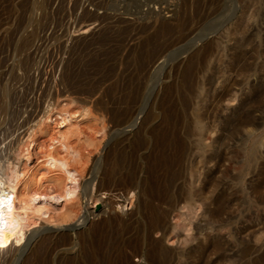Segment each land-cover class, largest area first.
<instances>
[{"label":"bare ground","instance_id":"6f19581e","mask_svg":"<svg viewBox=\"0 0 264 264\" xmlns=\"http://www.w3.org/2000/svg\"><path fill=\"white\" fill-rule=\"evenodd\" d=\"M171 1L172 0H170V2ZM156 21L157 20L155 17V22ZM239 23L235 28L232 27L233 30H229L226 28L228 31H225V33L227 32L226 34L224 33L226 36H224V39H226V41H234V47L231 46L232 48H227L225 46V56H227V62L224 64L225 66L223 69H211L208 71L209 74L207 72V76H204L206 73L205 72L202 77L200 76L202 72L200 73V75L199 73H195L193 75L186 74L185 78L183 75H181L183 76L182 80L180 81L181 86L178 91L176 90V95H178V98H176L175 100L172 114L170 112L172 117H168L169 110L167 112L163 111L162 114L164 115L163 117L161 116L162 122L165 123V128L166 125L172 127V131L170 132V134L168 133V135L161 133L162 135L160 134V138L154 137V139L152 138V136H142L144 134L143 132V134L141 135L142 137L140 138V136H136L137 139L134 142L128 144L127 149L125 148L126 150L122 148L121 151L117 152V150L119 149H117L116 151H114L113 149L116 154L113 156L111 155L112 157H109L110 154H108L102 160L98 155L99 157H95L96 159L93 158L95 159V161L91 162V151L89 149V146L87 149L90 152L86 150L85 153L84 148L87 147L85 146V143L83 144L84 148L78 147L81 145L77 146V144L79 143L76 142L75 144L74 139L91 141L90 144H94V137L88 131L92 128L89 125L94 124V131H90H93L96 134L101 132L105 133L108 129L107 127L111 125L105 123L106 125H108L106 126L103 123L104 120L101 119L102 117H99L100 115L102 116L104 112L108 113L112 120H115V122H113L114 124L112 123V126L114 128H122L125 125H130L137 119L139 115L143 114V107L145 108V106L147 105L145 104L146 92L148 88L146 85V77L151 71V67L155 65L154 63L157 58L156 55H158L157 48H149L145 51V53H143V56L139 54L140 56H138L139 58H137L139 70L137 65H135V67H137L136 74H132L131 77H128L129 79L126 77L127 80H125V77V79L123 80L117 79L113 81V79V82H111L110 85L107 84V87L104 85L106 88H103L102 95L100 93H98V95H95L98 97L99 94L101 95V97H97L96 100H91L93 99L92 96L97 89V87L95 86V79H88V81L85 80V83L82 81L83 84H81L79 80L81 84L80 85L79 83L77 84L78 80L76 79V81L74 80V78V81H72L74 84H77L78 87L76 88V91L74 90L75 88L72 91H75L73 92V94L75 93L76 95H78L77 97H72V95L70 96L69 94L72 93H70L69 91L65 92V89L63 90V93H59L61 96L55 93V96L50 97V95L55 91L54 87V91L51 94L50 92H48L50 98L49 100H47L48 98L43 100V102H46V106L45 108L41 109V114H38L31 121L29 119V123L31 125L28 126L26 130L24 129L25 134L21 138L18 137L19 139L14 141L16 143L15 148L12 150V152L10 151L9 155L0 157V264H133L129 262V258L131 257L129 255L144 259L145 264H202L205 262H203V259L207 256L208 252L212 251L213 253L215 251L216 254V252H219L220 250L223 251L222 248L224 245L222 246L220 241L214 242V245L210 242L213 247L210 245L212 249H209L204 245L206 244L207 240H199L200 236L198 235V238L196 236H193L191 238L190 241L194 244L193 246L187 248L188 251L186 250V248L183 250L181 246H179L181 248L179 249L178 245L177 249H168L167 247H165V241L174 239V236L180 230L185 231L186 228L192 224L191 221L193 219V216L196 210L199 211V209H201V215L204 219L207 220V222H218V224L215 226L216 230L214 231H216L218 235L221 234L222 230H224L223 228L225 227V225L223 226L222 222L219 223V221H221L220 218L224 214H226L227 204L230 201L237 200L235 199V193L237 192V189L234 194L228 193V195H226L227 193L225 194L221 191L222 188L220 187V184L212 181V179H210L211 177L209 178L207 177V175H204L203 177H206L207 180L209 179L208 182L206 184L201 182L199 183V185H197V182H200L202 180H198L201 174L196 169V164L194 162L195 159H198L199 163H201V167H204L205 169L207 165H210L209 163H211L212 160H217V158L220 156V154H218L217 156L215 155V157L209 155V152H211L213 148L211 147V145L213 146V144H211V142L207 143V140L211 139L210 137L207 138L208 135H206L210 132V130H205L207 126L205 127L203 125L204 106L202 107V109L200 104V97L201 94H203L204 92L206 93V87L210 89L213 87L215 78H217V81L218 79L219 81L220 79H222L224 82H226L228 81L230 74L234 70L236 71V73L235 71L234 73L237 74L239 78L240 76H242L243 81L234 80L235 82L232 83V86L236 85L240 88L242 82H245L247 85L246 89L247 87H249V90L246 93H243V90L239 89L238 91H240L241 97L244 95V99L239 98L240 100L238 101L237 107L232 108V110L227 113L228 115H225L223 117L221 116L222 118L220 117V120L218 118H215L219 122V126H217L218 131H221L220 133H222V135H220L219 137L217 135L215 136V139L216 137H218L215 141L218 143L219 147L222 148L227 146L229 142L234 141L236 145L233 150L231 148L230 149L232 150L233 154H242L243 161L241 162L244 164L243 167H248L251 163L253 164V167L255 168L252 173L254 183L252 184L251 192H248L249 196L247 197L248 199H251L249 200L252 201V203H254V205H251L258 208L257 210L262 208L261 212L264 211V159L261 158L260 155V150L262 149V146L264 144V142H262V140L264 139V84L263 86H260L259 83L261 82H258L260 76L262 78V71V74L264 75V70L259 69L260 65L258 64L259 67L257 65V61L260 60L262 55L264 56V46L261 47V44V46H256L255 44L256 40L261 39L259 31H255L256 29L251 31L250 28H252L253 26H248L247 22L240 24ZM158 25H155V27ZM144 26L146 27V25ZM181 27L182 26L178 23L166 24L164 22V24H162L158 28V30H154V32L157 31V33H159V38H164L165 36L170 37L173 34L175 35L174 31L180 30ZM249 31L251 32L249 33ZM151 34L153 33L151 32ZM149 36L152 37V35ZM157 39L158 36L157 38H155V40ZM262 39L260 40V42L262 41ZM148 40L150 39L148 38ZM161 40L162 39H160V42ZM144 41L145 38L142 42ZM215 41H211L210 43L206 42L208 44H205L202 47V50H199V47V51H194V57L198 58L201 55L211 56L216 49L218 51V46L215 44ZM154 43L157 42L155 41ZM262 43H264V40ZM160 47H162V45ZM258 47H261L262 49L259 50ZM140 49H143V47ZM137 50L136 51L139 52V49ZM155 51H157L156 54ZM230 54L233 56L231 57ZM159 55L161 57V53ZM262 64L264 63L262 62ZM88 70H90V68ZM130 73L132 72H129V74ZM251 78L253 80L249 81V79ZM200 79H202L201 83ZM59 82H61V80H59L57 83L59 84ZM63 84L64 83L62 82V85ZM228 85H223V91L218 95L219 99L227 100V102L228 100L232 99L231 97L236 98V94L233 93L234 96H232L231 94L232 86ZM74 86L76 87V85ZM67 87L70 88V86ZM172 89L168 87L165 91L166 93H168ZM50 90L51 89L49 88L48 91ZM58 92L60 91L58 90ZM64 92L68 95H66ZM75 94L74 96H76ZM162 102L164 101L154 100V102L151 103L155 110L153 109L154 112L149 111L150 121L147 120L146 122L149 121L148 123H150L151 119H157L159 117V114L161 115L160 112H157L156 106L159 110L161 104H164ZM72 103L74 104L73 107L75 108V110L73 107V109H69ZM232 103H234V101ZM110 104H113L115 106H108ZM192 104L195 105L194 108H192ZM257 113L258 116H255V114ZM104 115L106 116V114H103V118L106 119ZM145 115L143 118L146 117ZM22 116L23 115H21V117ZM99 118L101 120H99ZM143 118L142 121L146 120ZM100 121L103 122L100 123ZM97 122L98 124L100 123V125H98L100 126V128L96 126L97 128L95 127V129L94 126L95 124L97 125ZM211 126L213 125L211 124ZM113 127L111 128L112 131L110 129L111 132H113ZM243 133L246 135V138L242 137L244 136L242 135ZM116 135L120 134L116 133ZM153 135H155V133ZM134 139L135 137L133 138V140ZM155 142H160L164 146L163 149L161 148L163 150L161 155L157 156L156 158L152 156L150 149V146H153ZM96 143L98 144V146L95 144L94 145L96 147H99V143ZM215 143L214 145H216ZM170 146L173 147L172 151L174 150V156L172 159L173 163H169L170 161L165 155V152H167L165 150L171 148ZM96 147L95 149L93 148L94 150H92L91 148V150L96 151ZM105 150H107V148H105ZM109 152L111 153L112 151ZM103 155L106 154L104 153ZM151 159L154 161V165L152 166L148 164ZM89 162L91 163L90 165ZM169 164L171 166L172 164H174V166L171 167ZM155 168L161 169L160 172L157 170V173ZM205 187L212 189H210L211 191H208V196L206 195V192H204ZM236 188L238 187L236 186ZM242 191L243 190L241 189V192H239L242 193ZM236 197L238 198L237 195ZM134 198L136 199V202H134L136 203L134 211H132L129 215L127 214L128 216L126 217V219L120 220L121 223H117L119 225L117 228L114 227L115 230H108V228L106 230V227H103L105 229L103 231L101 230L100 232V229L98 230L96 228L100 233L97 234L96 231L95 233L97 235L94 234V238L92 236L94 231L91 230L93 231V233L90 234V230H86L90 225L91 227H93L92 224L89 223L90 225L88 224L86 229L75 233L74 239L73 237H71V235H68L69 231H73L76 227H80L81 225L78 226V224L76 225V227H69L67 224L72 225L71 222L81 221L85 225V221H83V218H85L87 214L91 215L95 207H97L96 205H98L99 203H101V205L104 204V206L102 205V209L108 207L110 210L112 209L113 212L114 209L121 210L125 205V202H128V204H132V200ZM244 198L246 197L244 196ZM108 213H110V211H108ZM108 215L109 216H107V219L108 217L114 219V217H111L112 215ZM170 216H174L177 219V221H175L176 223L173 224L172 222L173 225H171V223L169 222ZM85 219L88 218L86 217ZM100 220L102 221L104 219ZM203 220H201V222ZM93 221H95V219ZM95 224L96 223L94 222L93 225ZM63 225L68 226V229H63V227L52 229V227H59ZM105 225H109L110 227V225L112 224L108 220H105L102 226ZM100 226L97 227L100 228ZM185 239L187 240L186 237ZM202 240H204V237ZM187 241L184 242L183 240V242L186 244L182 242V245H188L189 243H187ZM207 244L209 246V243ZM224 248L226 247L224 246ZM215 256L217 257V255ZM260 263L261 262H259V264Z\"/></svg>","mask_w":264,"mask_h":264},{"label":"rangeland","instance_id":"374dc122","mask_svg":"<svg viewBox=\"0 0 264 264\" xmlns=\"http://www.w3.org/2000/svg\"><path fill=\"white\" fill-rule=\"evenodd\" d=\"M153 2H155V3H153ZM130 12H131V14H130ZM136 12H137V14H136ZM133 13H134V16L136 18L133 16ZM155 17H156L157 23L155 22ZM164 22L166 24L178 23L182 27L180 30H177L178 32L174 31L175 35L173 34L172 36H170L171 38L167 37V36H165L164 38H159V33H157V31L154 32V30H156V29L158 30V28L162 24H164ZM239 22L240 23H244V22L246 23L247 22L248 26L249 25H250V27L253 26L252 28H250L251 31L256 29L255 31H259L261 39L264 38V0H172L171 2H170V0L169 1L168 0H158V1H156V0H0V64H1L0 65L1 66L0 67V144H1L0 145V157H3L4 155H9L10 151L12 152V150L15 148V143H16L14 141L21 138L25 134V130L28 128V126L31 125L29 122L34 117H36L38 114H41V111H42L41 109L45 108V106H46V102L44 101L45 105L43 102L44 99L48 98L47 100H49V98L51 96L53 97L56 94L63 93L64 89H65L64 90L65 92L69 91L70 93H72V94H69L70 96L72 95V97H77L78 95H76L74 93L76 95V96H74V94H73V92H75L76 88L78 87L77 84L78 83L80 84V82H81V84H83V82L85 80L88 81V79L89 80L95 79V86L97 87L96 91L99 89L100 90L97 92L95 91L94 95L92 96L93 99H91V100H96L98 96H95V95L96 94L98 95V93H100L102 95L103 88H106L108 85H110L111 82H113L117 79L123 80L126 77L127 78L131 77L132 74H136V69L138 67V62H137V60H138L137 58H139L138 56H140V55L143 56V53H145L146 50H148L149 48L151 49L152 47L157 48L158 52L155 51V54L157 52L158 55H156L157 58H156V61L154 63L156 66L153 65L151 67V69H150L151 71L149 72L150 75L148 74V76H147L148 79L146 77V85L148 88H147V92H146L145 104H147V105L145 106V108L143 107V114L139 115L137 117V119L132 124L127 125V126L125 125L122 128L115 127L116 128L115 129L112 126L114 124L113 122H115V120H112V118L109 116V114L104 112L103 114H106V116L104 115V117L106 119L103 118V114H102V116L100 115L99 117H102L101 119L104 120V122L100 121V123L103 122L104 124L105 123H107L109 125L111 124L110 125L111 127L105 124L106 126H108L107 128L109 129V132L107 129V131L105 133L101 132V133L96 134L95 132H93L94 131V129H93L94 124L89 125L92 128L88 130L89 133L94 137L95 142L93 141V143L98 146V144L96 143V142H98L99 147H96L94 144L91 145L90 144L91 141L76 140V139H74V141H75V144H76V142L79 143V144H77V146L81 145V146H78L81 148H84L83 144L85 143V146H87V147H85L86 149L84 148L85 153H86V150L89 151L87 149L89 146V149L91 151V159L90 160H91V162H93L96 159L95 157L100 156V158L103 160L105 158V156H107L108 154H110L109 157L111 155L112 156L115 155L116 152H114V151H116L117 149H119V150H117V152L121 151L122 148L127 149V145L130 144L131 142H134L137 139L136 136H140V138L142 136H144V137L152 136V138H154V137L160 138V136L163 133L164 134H168V133L170 134V132L172 131V127H170L169 125L168 126L166 125V128H165V126H164L165 123L162 122L161 116L163 117V115H164V114H162L163 111L167 112L169 110L168 111V117L169 118L172 117L171 114H172V110H173V107L175 104V100H176V98H178V95H176V90L178 91L180 86H181L180 81L182 80V77L184 76V78H185L186 74L193 75L195 73L196 74L199 73V75H200L201 72L202 73L200 76L202 77V75H204L205 72L206 73L204 76H207L209 74L208 71L211 69H215V68L218 70H220V68L223 69L225 66L224 64L227 62V60H226L227 56H225L226 55V47L227 48H229L231 46L234 47V43H233L234 41H232V40L226 41V39H224V36L227 33V32L225 33V31H228L227 29L233 30V28H235ZM144 25H146V27ZM155 25H158V26H156L157 28L155 27ZM128 28H129V30H128ZM251 31H249V33ZM141 32H143V33H141ZM151 32L153 34H151ZM149 35H152V37ZM153 35H154V38H153ZM101 36H103V37H101ZM157 36H158L159 40L158 39L155 40V38H157ZM144 38H145V41L147 43L145 41L142 42L144 40ZM148 38L150 40L152 38L153 39L150 41V40H148ZM160 39H162L161 40L162 43L160 42ZM261 39H258L259 41L256 40V42H255L256 46H261V45H262L261 47L264 46V43H262L264 39H262V41L260 42ZM153 40H155L157 43H154L155 41H153ZM166 40H168L169 42ZM211 41L212 42L215 41V44L218 46L217 47L218 51L216 49L212 53L211 56L201 55L200 57L195 58L194 57L195 56L194 51L198 50L199 47H200L199 50L200 49L202 50V47L205 44H208L206 42L210 43ZM149 42H150V44H152V43L153 44L150 45ZM144 43H146V44H144ZM222 43H224V44H222ZM100 45H102V46H100ZM161 45H162V47H160ZM130 47H132V48H130ZM139 47L140 48L143 47L144 50L140 49ZM261 47H258V49L261 50L262 49ZM137 49H139V52H137L138 51ZM263 50H264V47H263ZM160 53H161V57L159 55ZM232 56L233 55H231V57ZM190 57H191V59H190ZM82 58H83V60H82ZM90 58L91 59L93 58V59L91 60ZM74 59H75V61H74ZM86 59H87V61H86ZM100 60H102V61H100ZM128 61H129V63H128ZM75 62H77V63H75ZM96 62H97V64H96ZM257 62H258L257 65L258 64L260 65V67L258 65L259 69L264 70V64H262V62L264 63V56L263 55L260 58V60ZM77 65H78V67H77ZM101 65H103V66H101ZM135 65H137V67H135ZM73 66H75V67H73ZM98 66L99 67L101 66L100 67L101 69ZM66 68H67V70H66ZM89 68H90V70H88ZM98 68H99V70H98ZM81 69H82V72H81ZM94 69H96L98 72ZM138 70H139V67H138ZM71 71H73V72H71ZM234 71L230 74V77H229L230 79L228 78V81H226V82H224L222 79H220V81L218 79V81H217V78H215L214 83H213V87L211 89L206 87L207 91H206V93L204 92L206 95L203 93V94H201V97H202V95H203V97L202 98L200 97L201 108L204 106L203 125L205 127L207 126L206 127L207 129L205 128V130H207V131L210 130V132L209 133L207 132L208 134H206V135H208L207 138H209V137L211 138V139L207 140V143L211 142V144H213V146L211 145V147H213V148H212V151L209 152V155L210 156L212 155V157H215V155L217 156L218 154H220V156L217 158V160L216 159L214 161L212 160V162L209 163L211 166L207 165L205 168L206 170L204 169V167H201V163H199L198 159H195L194 162L196 164V169L201 174V176L199 177L198 180L199 181L202 180L200 182H197L198 183L197 185H199V183H201V182L206 184L209 179L207 180V178L206 177L204 178L203 176L207 175V177H209V178L211 177L210 179H212V181L220 184V187L222 188L221 191L224 192L225 194L227 193L226 195H228V193L234 194L236 192V189H237V192L235 194L238 196V198L235 195V199H237V200L230 201L227 204L226 214H224L220 218L221 221H219V223L222 222L223 226L225 225V227L223 228L224 230H222V232H221L222 235L221 234L218 235L217 232L214 231V230H216L215 226L218 224V222L212 223V221L211 222L208 221L210 223L209 224L207 222V220L202 217V215H201L202 211H201V209H199V211L196 210V212H195V214L197 216L195 214H194V216L192 215L193 216V219L191 221L192 224L189 225L185 231L180 230L179 232L176 233V235L174 236V239H170L172 241H170V240L165 241V247H167L168 249H171V248L177 249V245H178L179 249L182 248L184 250L186 248V250L188 251L187 248L193 246V244H194L193 242L190 241L191 238L193 236L197 237V235H198V236H200L199 240H201V241L207 240L206 244H204V245L207 246L209 249H212L214 242H216V241L217 242L220 241L221 245L222 246L224 245L226 247V248H224V246H223V248H222L223 251L220 250L219 252H216V254H215V251L212 253V251L209 250L210 252H208V254H207L208 257L206 256L204 258L207 260L203 259V262L207 261L209 263H207V262L202 263V260H201L202 264H210L211 262H212L211 264H254V261H255V264H259V262H261L260 264L264 263V262H262V261H264V260H262V259H264V256H263L264 255V211L261 212L262 208L257 210L258 208L256 206H253L254 203H252V201H250L251 199L249 198L250 199L249 200L247 197V196H249V193L251 192L252 184L254 183V178L252 177L253 176L252 173H253L255 168L253 167L252 163L248 167H243L244 164L241 162V161H243L242 160L243 159L242 154L234 153L235 154L234 155L232 153V150L234 149V147L236 145V143L234 141L229 142L227 144V146H225L223 148L219 147L218 143L215 141L220 135H222V133H220L221 131H218L217 126H219L218 125L219 122L216 119L218 118L220 120L221 116L223 117L225 115H228L227 113L229 111H231L232 108L237 107L238 101L240 99H244L243 98L244 95L241 97L240 91H238L239 89L243 90V93H246L249 90V87H247V89H246L247 85L245 82H242L240 88L236 85L232 86V83L235 81H243L242 76H240V78H239V76L237 74H235L236 71H235V73H234ZM89 72H91V73H89ZM129 72H132V73L129 74ZM181 72H183L185 74H183ZM207 72H208V74H207ZM262 72H261L262 78L260 76L259 81H258V82H261V83H259L260 86H263V84H264V80H263L264 75L262 74ZM67 73L69 76L67 75ZM82 73H84L85 75ZM59 74L61 75V77ZM181 75H183V76H181ZM117 76H118V78H117ZM51 77L54 79V81ZM82 77H84V78H82ZM60 78H62V79H60ZM63 78H64V80H63ZM127 78L125 80H127ZM73 79L78 80L77 84L73 83V81H74ZM98 79H100V80H98ZM107 79H109V80H107ZM59 80H61V82H59V84H58L57 82ZM79 80H80V82H79ZM251 80H253V79L252 78L249 79V81H251ZM107 81H108V83H107ZM62 82L65 84V85L63 84L65 87L62 85ZM100 82H101V84H100ZM201 82H202V79H200V83ZM60 83L63 87L60 85ZM177 83H178V85H177ZM228 83L230 86H232V88H231L232 96H234V94H236V98L231 97L232 99L228 100V102H227V100L219 99L218 95L223 91V88H222L223 85L224 86L228 85ZM74 85H76V87ZM175 85H177V86H175ZM67 86H70V88ZM53 87H54L55 91H54ZM168 87H170V89H172V88L173 89L171 91H169L168 93H166L165 90H167ZM49 88L51 89L50 91H48ZM73 89L75 91H72ZM58 90L60 92H58ZM53 91H54V93H52ZM161 91H163V92H161ZM48 92H50V94L52 93L53 95L51 94L49 97ZM65 94L68 95L67 93H65ZM100 94H99V97H101ZM158 95H159V97H158ZM146 100H147V102H146ZM154 100L155 101H157V100L158 101H164V102H162L164 104L163 105L161 104V107H159V110L156 106L157 112H160L161 115L159 114V117L157 119H151V122L148 123L150 121V119H149L150 112H154V110H155L153 108V105L151 104L154 102ZM232 100L234 101V103H232L233 102ZM202 101H204V102H202ZM230 101H231V103H230ZM71 105H70L69 109L74 108L73 107L74 104L72 103ZM37 106L39 107V109ZM40 106H41V108H40ZM108 106L114 107L115 105L110 104ZM162 106H163V108H162ZM194 107H195V105L192 104V108H194ZM225 108H226V110H225ZM150 109H152V110H150ZM74 110H75V108H74ZM170 112H171V114H170ZM221 112H223L224 114ZM21 115H23V116L21 117ZM144 115L146 116L145 118H143ZM147 115H148V117H147ZM255 116H258V113L255 114ZM142 118L146 119V120H143L144 121L143 122ZM29 119H30V121H29ZM101 119L99 118V120H101ZM19 120H20V122H19ZM110 120H111V122H110ZM147 120H149V121L146 122ZM98 122H97V125L95 124L94 128L96 126L100 128V126H98V125H100V123L98 124ZM152 122H153L154 126H153ZM145 123L147 125L148 124H150V125L147 126ZM211 124L213 126H211ZM158 125H160V126H158ZM140 126H142V127H140ZM112 127H113V132H111ZM140 128H142V129H140ZM208 128H210V129H208ZM110 129H111V131H110ZM114 129H115V131H114ZM153 129H154V132H153ZM90 130H93V131H90ZM15 131H16V134H15ZM86 131H87V129H86ZM143 132H144V134H143ZM94 133H95V136H94ZM116 133L120 134V135H116ZM154 133H155V135H153ZM147 134H150V135H147ZM158 134H159V136H158ZM216 135L218 137H216V139H215ZM242 135H244L242 137L246 138V135L244 133ZM134 137H135V139L133 140ZM121 139H123V140H121ZM116 140H118V141H116ZM3 142H4V145H3ZM213 142L214 143L216 142L215 144L217 146L214 145ZM262 142H264V139L262 140ZM115 143H116V145L117 144L118 145L116 146ZM93 145H94V147H93ZM91 146L94 149L96 147V151H92L94 149ZM111 146H112V148H111ZM124 146H126V147H124ZM163 147H164L163 144H161L160 142H155V144L153 146H150L152 156L154 158H156L157 156H160L162 151H163L162 150ZM263 147H264V144L262 146V149L260 150V153H261L260 155H261V158L264 159ZM91 148H92V150H91ZM105 148H107V150H105ZM113 149H114V151H113ZM172 149H173V147L169 148L168 150H165V151H167V152H165V155L168 157V159L170 161L169 163H171V162L173 163L172 159L174 156V150L172 151ZM109 151H112V152L110 153ZM92 152H93V155H92ZM95 152L96 153L99 152V153L96 154ZM225 152L226 153L229 152V153L226 154ZM104 153L106 155H103ZM171 153H172V155H171ZM224 157H225V159H224ZM93 158H95V159H93ZM219 161H221V162H219ZM90 164L91 163L89 162V165ZM148 164H150L152 166V165H154V161L151 159L148 162ZM173 166H174V164H172L171 167H173ZM158 168H160V167H158ZM158 168H155L156 172H157V170L160 172L161 169H158ZM247 178H248V180H247ZM240 181H242V182H240ZM233 185H234V187H233ZM235 185L239 188V190H238V188H236ZM210 189L211 188L205 187L204 192H206V195L208 194V191ZM241 189L243 190L242 193H240ZM243 192H245V193H243ZM245 194H247V195H245ZM244 196L246 198H244ZM134 202H136L135 198L132 200L133 205L128 204V202H125L124 203L125 208L123 206V208L121 210L114 209L115 210V212L113 210L114 213L112 212V209L110 210L108 207L102 209L104 204H102L103 205L102 206L101 203H99L100 205L99 204L96 205L97 207H95V209L93 210V213H91V215L93 214L92 216L87 214L88 216L86 215V217L88 219H85L86 217L83 218V221H85V225L81 221L71 222L72 225L67 224L69 227H76V225H78V224H79L78 226L81 225L80 227H76L75 230L69 231L68 235L69 236L71 235V237H73V239H74L75 233H78L79 231L86 229V227L88 226L89 223H91L93 227H91V225L89 224L90 228L88 227L86 230H90L89 231V232H91L90 234H92L94 231V233L92 235L94 238H95L94 234H96V233L99 234L101 232V230L103 231L105 229L103 227H106V230H107V228H108V230H112V229L115 230L114 227H116V228L118 227V225L121 223L120 220L126 219V217L132 211H134V209L136 207L135 206L136 203H134ZM251 204H253V205H251ZM229 205H230V207H229ZM254 207L256 208V210ZM230 208H232V209H230ZM130 209H131V211H130ZM100 210H102V211L104 210L105 212L104 211L102 212ZM107 210L110 211V213H108ZM116 211L118 214L116 213ZM106 213H107V215H106ZM258 213H259V215H258ZM108 214H110V216L112 215L111 217H114V219L109 218V217L107 219V216H109ZM119 214L120 215L122 214V215L120 216ZM113 215H115L116 217ZM226 215H227V217H226ZM93 216H94V218H93ZM102 216H103V218H102ZM170 217L173 219H171ZM170 217H169V222L171 223V225H173L174 223H176L175 221H177V219L174 216H170ZM92 218H93V220L95 219V221H93ZM120 218H122V219H120ZM198 218L200 219V221ZM100 219H104V220L101 221ZM105 220L106 221L108 220L112 225H110V227H109V225L108 226H106V225L102 226V224ZM201 220H203V221L201 222ZM90 221H92V222H90ZM94 222L97 224L98 227L100 226V224L102 227L100 226V228H98L96 226V224L93 225ZM118 222H119V224H117ZM172 222H173V224H172ZM196 222H197L199 227L197 226ZM82 223L84 226L82 225ZM211 223H212V225H211ZM65 226L66 225L59 226V227L55 226V227H52V229L62 228V227H63V229H68V226H66V228H65ZM91 228H94V229H91ZM96 228L98 230L100 229L99 230L100 232ZM190 229H192L193 231ZM91 230H93V231H91ZM190 233L193 235H191ZM178 234H179V236H178ZM187 234H189V235H187ZM223 235H225L226 237ZM182 236L184 239L182 238ZM185 237L187 238L188 241L185 239ZM203 237H204V240H202ZM183 240H184V242L187 241V243H189V244L188 245H182L184 243ZM210 242L213 243V245ZM177 243H179L180 245ZM207 243H209V246L211 245L212 247L210 246L211 247L210 248ZM184 244H186V243H184ZM179 246H181V248ZM224 250H225V252H224ZM219 253H221L222 256ZM214 254L217 255V257H219V258H217ZM129 256H131L129 258L131 260V261L129 260L130 263L145 264L144 259H141L140 257H133L132 255H129Z\"/></svg>","mask_w":264,"mask_h":264}]
</instances>
